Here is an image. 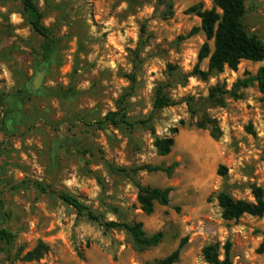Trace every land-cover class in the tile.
<instances>
[{"label":"rangeland","instance_id":"rangeland-1","mask_svg":"<svg viewBox=\"0 0 264 264\" xmlns=\"http://www.w3.org/2000/svg\"><path fill=\"white\" fill-rule=\"evenodd\" d=\"M34 1L54 41L48 66L49 40L19 2L0 0V231L14 236L12 245L0 240V264H150L184 238L177 264H207L202 249L218 243L223 256L227 242L235 264H264V216L226 221L217 200L225 192L253 202L252 188L264 190V100L257 82L235 88L264 61L207 81L193 75L206 37L187 11L212 1ZM242 23L264 44V0H246ZM159 90L172 105L155 110ZM111 112L132 126L104 122ZM157 137L174 139L169 155L157 154ZM147 165L173 166L170 175H136L143 186L171 189L170 204L152 215L140 209L132 180L111 170ZM64 193L105 221L142 222L164 238L142 249L124 231L79 215ZM39 242L49 252L22 261Z\"/></svg>","mask_w":264,"mask_h":264},{"label":"trees","instance_id":"trees-1","mask_svg":"<svg viewBox=\"0 0 264 264\" xmlns=\"http://www.w3.org/2000/svg\"><path fill=\"white\" fill-rule=\"evenodd\" d=\"M19 2L28 16L30 25L33 30L49 40V45L43 51V59L45 65L50 64L51 49L54 47V41L50 38V30L44 25V14L41 12L34 0H14ZM212 8L207 9L204 3L200 2L187 11L188 14L196 15L201 20L200 31L206 37L199 56L198 63L194 68L193 75L203 81H207L214 73H222L225 69L233 71L238 70L239 65L243 61L260 63L264 61V44L253 35H250L244 28L242 20L246 14V0H211ZM198 30L196 29L195 32ZM208 61V70L204 71L201 64ZM255 82L258 83V89L264 100V66L258 71L256 77H249L237 81L235 88H247ZM172 105L171 100L158 91L154 102V109L161 110ZM104 122H109L114 126L126 124L132 126L126 116L118 112L109 113ZM141 124L146 125L147 121ZM216 139V137H214ZM175 141L173 138H156L154 146L159 156H167L171 153ZM111 170L115 173L124 175L132 180V183L138 190L137 201L140 209L146 215H152L155 212L156 205L168 206L170 204V188H153L143 186L136 175L140 171L147 172H163L170 175L173 166H144L141 168L128 169L123 167L111 166ZM221 168L219 174H223ZM37 188L45 191L41 184L36 185ZM253 202L236 200L230 194L221 192L217 196L218 204L222 209V217L226 221L239 220L245 215L262 217L264 216V190L261 187L254 186L252 188ZM60 198L69 206L74 208L79 215H86L87 218L102 226L105 230H120L130 236L133 242L142 249L155 248L159 246L164 238L163 232L148 235L144 229L142 222L123 223L116 221H105L101 216L94 213L86 207L80 200L69 195L61 194ZM3 204L0 202V218L3 219ZM0 240L7 245L14 243L13 234L7 230L0 231ZM187 238L181 240L179 246L170 255L163 259H157L150 264H177L180 261L181 254L186 246ZM224 254L221 255V247L218 243L205 246L202 249L203 260L207 264H235L231 253V243L227 242L223 247ZM49 252V247L43 242H39L37 246L27 252L22 261L32 263L39 261ZM259 253H264V239L260 244Z\"/></svg>","mask_w":264,"mask_h":264},{"label":"water","instance_id":"water-1","mask_svg":"<svg viewBox=\"0 0 264 264\" xmlns=\"http://www.w3.org/2000/svg\"><path fill=\"white\" fill-rule=\"evenodd\" d=\"M45 67V66H44ZM39 75V83H38V85L36 86V87H34V89H36V88H38L40 85H41V83H42V81H43V79H44V77H45V72H42V73H40V74H38Z\"/></svg>","mask_w":264,"mask_h":264},{"label":"bare ground","instance_id":"bare-ground-1","mask_svg":"<svg viewBox=\"0 0 264 264\" xmlns=\"http://www.w3.org/2000/svg\"><path fill=\"white\" fill-rule=\"evenodd\" d=\"M33 81H34L33 87H36L38 85L39 81H40L39 80V75H37V77Z\"/></svg>","mask_w":264,"mask_h":264}]
</instances>
